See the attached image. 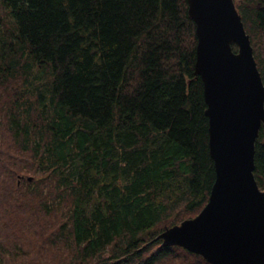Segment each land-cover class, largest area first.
I'll list each match as a JSON object with an SVG mask.
<instances>
[{"label":"trees","instance_id":"16d2710c","mask_svg":"<svg viewBox=\"0 0 264 264\" xmlns=\"http://www.w3.org/2000/svg\"><path fill=\"white\" fill-rule=\"evenodd\" d=\"M195 44L186 0H0V264H209L155 240L214 180Z\"/></svg>","mask_w":264,"mask_h":264},{"label":"water","instance_id":"95a60500","mask_svg":"<svg viewBox=\"0 0 264 264\" xmlns=\"http://www.w3.org/2000/svg\"><path fill=\"white\" fill-rule=\"evenodd\" d=\"M186 1L195 24L193 74L202 82L214 180L200 211L165 226L155 240L209 264H264V190L253 175L260 129L264 140V84L234 1Z\"/></svg>","mask_w":264,"mask_h":264}]
</instances>
